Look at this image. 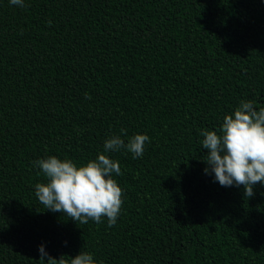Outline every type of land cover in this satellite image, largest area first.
Wrapping results in <instances>:
<instances>
[{"label": "trees", "instance_id": "1", "mask_svg": "<svg viewBox=\"0 0 264 264\" xmlns=\"http://www.w3.org/2000/svg\"><path fill=\"white\" fill-rule=\"evenodd\" d=\"M25 4L0 0V264H45L42 244L101 264H264V184L246 199L214 182L200 135L242 100L264 106V0ZM138 133L142 157L110 153L113 227L40 204L34 161L83 164Z\"/></svg>", "mask_w": 264, "mask_h": 264}, {"label": "clouds", "instance_id": "2", "mask_svg": "<svg viewBox=\"0 0 264 264\" xmlns=\"http://www.w3.org/2000/svg\"><path fill=\"white\" fill-rule=\"evenodd\" d=\"M9 3L26 6L25 0ZM120 132L127 134L125 129ZM200 135L202 147L207 149L204 172L214 174V182L222 187L243 186L245 198L253 197L254 186L264 184V106L242 100L233 113L224 116L220 128L202 130ZM150 142L147 134L138 133L127 143L120 134H114L105 140L96 158L83 164L56 155L38 159L33 166L42 171L45 181L35 185V195L45 209L63 213L78 225L89 220L99 224L106 217L108 226L113 227L121 213L124 190L115 178L122 175L120 162L110 153L126 149L134 159L140 158ZM39 253L45 264H101L88 251L56 258L42 244Z\"/></svg>", "mask_w": 264, "mask_h": 264}]
</instances>
